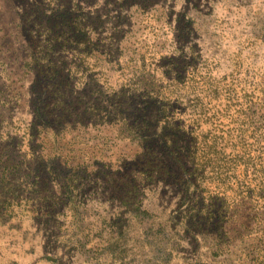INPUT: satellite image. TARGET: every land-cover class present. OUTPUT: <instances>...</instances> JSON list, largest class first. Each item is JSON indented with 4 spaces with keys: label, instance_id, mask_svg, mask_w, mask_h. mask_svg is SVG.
Instances as JSON below:
<instances>
[{
    "label": "rangeland",
    "instance_id": "obj_1",
    "mask_svg": "<svg viewBox=\"0 0 264 264\" xmlns=\"http://www.w3.org/2000/svg\"><path fill=\"white\" fill-rule=\"evenodd\" d=\"M140 10L173 28H190L184 41L201 48L205 56H214L216 76L231 72L236 54L242 53L248 78L244 73L241 79L254 82L249 85L255 84L252 76L264 81V0H0V128H12L15 143L21 142L23 126L12 120L33 117L30 107L34 109L33 100L41 90L40 73L34 69L24 75L25 69L15 66L19 53L7 52L4 41L16 45L15 35L18 43L28 41V32L18 24H27L40 49L49 53L55 81L62 84L61 94L49 93V101L58 100L70 125L80 120L77 129L70 125L62 129L50 117L40 128L39 139L33 137V153L16 158L13 173L0 181V264H236L235 258L214 259L211 239L194 236L177 222L192 191L181 205L185 196H178L173 182L150 186L143 204L152 217L143 222L133 215L134 203L119 200L127 193L130 171L120 169L117 160L130 146L117 138V128L110 129L114 112L101 99L120 87L117 44L135 50L136 40L147 43L146 34L134 35ZM77 17L96 45L92 53L72 33L68 47L50 44L57 34L68 32ZM6 76L11 79L8 83ZM18 96L23 98L20 103ZM40 97L37 100L44 96ZM44 108L39 106L40 111ZM107 111L109 118L103 121L108 127L103 129L95 118ZM147 117L156 127L152 113ZM73 136L79 139L75 142ZM66 151H74L77 158L72 162L81 168L79 177L73 178L77 191L69 205L62 197V179L73 174L61 163ZM163 160L173 164L166 155ZM97 162L107 168L94 165ZM97 169L107 173L103 179L108 182L97 177Z\"/></svg>",
    "mask_w": 264,
    "mask_h": 264
},
{
    "label": "trees",
    "instance_id": "obj_2",
    "mask_svg": "<svg viewBox=\"0 0 264 264\" xmlns=\"http://www.w3.org/2000/svg\"><path fill=\"white\" fill-rule=\"evenodd\" d=\"M136 19L134 35L146 34L147 43L136 40L135 50L120 49L121 45L117 44L120 87L109 98L101 99L114 112L115 123L110 129L117 128V138L130 146L117 160L120 169L130 171V184L125 186L127 193L119 200H127L129 205L134 203L133 215L143 222L152 217L143 204L145 191L150 186L173 182L178 196H185L180 198L181 205L187 203V194L192 191V198L180 211L177 222L194 236L211 239L214 259L231 262L235 258L236 264H264V81L252 76L255 84L249 85V79H241L244 73V78H248L243 70L246 60L242 59V53L236 54L231 72L216 76L214 56L207 57L201 48L184 41V33L190 31L186 25L173 28L170 23H160L146 10H140ZM69 25L70 32L57 34L50 44L66 48L72 43V33L84 49L90 53L96 50L80 17ZM18 27L22 32L27 31L30 39L26 44L18 43L17 34L16 45L4 41L7 52L12 50L17 56L19 53L15 66L21 71L25 69L24 75L34 69L40 73L41 90L35 97H44L34 98L31 119L20 116L12 120L13 125L23 126L21 142L15 143L12 128H0L4 131L0 134V181L13 173L16 158L33 153V137L39 139L40 128L48 125L50 117L57 127L68 129L70 125V116L58 100L49 101L47 97L49 93L58 96L62 92V84L55 81V67L49 53L40 49L27 24ZM10 80L6 76V83ZM22 99L16 97V103ZM42 105L45 108L40 111ZM108 112L95 118L103 129L108 127L107 120L103 121L109 118ZM149 112L155 117L156 127L147 117ZM89 117L94 122V117ZM77 122L70 127L77 129L80 120ZM19 130L15 128L14 132ZM67 136H71L70 130ZM78 139L73 136L75 142ZM72 153L66 151L61 161L68 173L73 172L62 179L66 205L77 191L73 178L81 172L79 164L72 162L77 158ZM165 155L172 165L163 160ZM107 159L112 162L111 156ZM103 162L94 165L106 169ZM98 169L96 173L101 171ZM106 174L103 171L97 177L103 179Z\"/></svg>",
    "mask_w": 264,
    "mask_h": 264
}]
</instances>
